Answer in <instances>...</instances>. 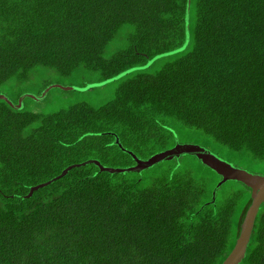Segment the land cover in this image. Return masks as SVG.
I'll return each instance as SVG.
<instances>
[{
  "label": "trees",
  "instance_id": "16d2710c",
  "mask_svg": "<svg viewBox=\"0 0 264 264\" xmlns=\"http://www.w3.org/2000/svg\"><path fill=\"white\" fill-rule=\"evenodd\" d=\"M186 1L187 40L185 0H0V93L13 104L67 92L58 76H119L100 105L79 89L53 111L0 97V264L222 262L245 186L216 191L189 154L140 172L94 162L131 167L183 132L264 169V0ZM237 264H264V202Z\"/></svg>",
  "mask_w": 264,
  "mask_h": 264
},
{
  "label": "water",
  "instance_id": "95a60500",
  "mask_svg": "<svg viewBox=\"0 0 264 264\" xmlns=\"http://www.w3.org/2000/svg\"><path fill=\"white\" fill-rule=\"evenodd\" d=\"M186 5H187V1L185 0V10H186ZM184 18H185V14H184ZM149 63L150 61H148L146 65H148ZM128 71L129 69H127L125 72ZM53 86H56V84H54ZM70 88L71 87H64V89H70ZM48 89H50L49 86L45 89V91L41 94L40 97L44 96L45 92ZM0 97L7 100L9 104L14 108H20L22 105L23 96H21L18 99L17 104H13L1 93H0ZM183 154L193 155L203 165L214 171V173L219 176V180L217 181L216 185H218L219 183L225 180H232V181H236L239 184L241 183L249 190L248 192L249 202L244 209L241 222L238 228V232H236L233 243L220 264L239 263L240 259L242 258L249 234L252 230L254 218L258 211L259 205L262 202H264V175L250 173L245 169L237 168L232 164L228 163L227 161L223 160L222 158L216 156L208 149L193 143H179V144L175 143L172 147L164 151L157 152L147 159H140L136 157L134 154H132L135 160V164L128 168L104 167L98 161L95 160L94 162L100 167V170H105L109 172H119V173L129 172V171L140 172L144 169H148L152 167L153 165L161 161L169 160L173 157H180V155ZM69 168L70 167L64 169L60 175L64 174L65 171H67ZM44 184L45 183H42L41 185ZM32 189L33 187L31 188V190Z\"/></svg>",
  "mask_w": 264,
  "mask_h": 264
},
{
  "label": "rangeland",
  "instance_id": "374dc122",
  "mask_svg": "<svg viewBox=\"0 0 264 264\" xmlns=\"http://www.w3.org/2000/svg\"><path fill=\"white\" fill-rule=\"evenodd\" d=\"M184 23H185V40H187L188 25L186 23V10H185ZM183 47L184 46H182V48ZM153 59L154 58L150 60V63ZM164 59L165 58H158L157 60H155V64L159 65ZM141 67L142 66H136V67H133L132 69L134 70V69L141 68ZM97 78H98V75H93L90 73L89 74L83 73L81 76H73V75L63 76V78L61 79L58 76V78L55 81L56 82L60 81V83H62L63 85L59 83H52V84H58L60 86L71 87L70 89H65L67 90V92L60 91L59 89V90H54L52 92H49L47 94L48 91H46L44 96L40 97L41 95L39 94L42 92L41 87H40V91H41L40 93H39V89H28V91L24 92L25 94L22 96L24 98V101L27 104V108H32L34 110L38 109L40 111H44V110L53 111L57 108V106H55V103H58L63 107H67V106H71L75 102L80 101L81 95H77L74 91H72L74 89H79L80 91H85L84 95L86 96L87 100H89L90 98L96 105H100L108 101L113 95V93L115 92L116 88L118 87L117 83L119 80V76L116 75L114 79L112 80L109 79V81H102V82L98 81ZM52 80H53V76H52ZM96 85H98V87L91 88L92 86H96ZM28 97L33 99V101H29L27 99ZM175 141H176L175 143H178V144L179 143H193L197 145L199 144L200 146L201 145L206 146L204 142H202L199 138L197 137L191 138L189 136H185L183 132L179 134V136H177ZM211 147H212L211 149L213 150V152L217 153L219 157L230 162L231 164L237 165V163L233 161L234 159L229 157L225 151H220L216 149L214 146H211ZM94 148L96 147L94 146ZM208 148L210 149V147ZM185 159H189L188 161L192 163V165L193 163L197 162L194 158H185ZM239 166L242 169L249 171L250 173L264 175V169L262 168L254 167V166L247 165V164H240ZM216 183L217 181L215 182V185ZM218 187L219 188L216 191L218 192L221 191L222 194H225V193L228 194L231 191H236V192L239 191V188L236 186V183L228 184L227 182H223Z\"/></svg>",
  "mask_w": 264,
  "mask_h": 264
},
{
  "label": "crops",
  "instance_id": "0c3cea01",
  "mask_svg": "<svg viewBox=\"0 0 264 264\" xmlns=\"http://www.w3.org/2000/svg\"><path fill=\"white\" fill-rule=\"evenodd\" d=\"M57 126V125H56ZM57 129L59 130V133H61L62 135H65V134H63L60 130H61V127L59 128V126H57ZM64 130H66V129H64ZM67 132H68V130H66ZM174 144H175V142H174Z\"/></svg>",
  "mask_w": 264,
  "mask_h": 264
},
{
  "label": "clouds",
  "instance_id": "9594fccd",
  "mask_svg": "<svg viewBox=\"0 0 264 264\" xmlns=\"http://www.w3.org/2000/svg\"><path fill=\"white\" fill-rule=\"evenodd\" d=\"M164 151V150H163ZM68 167H70V166H68ZM121 168H125V167H121ZM66 169V168H65ZM62 172V171H61ZM66 172V171H65Z\"/></svg>",
  "mask_w": 264,
  "mask_h": 264
}]
</instances>
